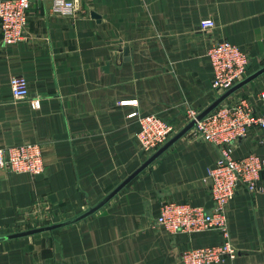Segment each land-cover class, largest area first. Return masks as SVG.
Listing matches in <instances>:
<instances>
[{
  "label": "crops",
  "instance_id": "0c3cea01",
  "mask_svg": "<svg viewBox=\"0 0 264 264\" xmlns=\"http://www.w3.org/2000/svg\"><path fill=\"white\" fill-rule=\"evenodd\" d=\"M73 15L33 1L23 38L0 43V147L40 144L38 175L0 167V264H182L187 248L222 241L216 230L155 227L162 202L212 209L206 169L218 147L188 130L96 211L154 151H141L138 114L174 124L220 94L211 85V43L228 40L249 55L246 75L264 65V0H74ZM213 18L208 29L200 22ZM22 75L28 98L9 80ZM243 76V77H244ZM264 73L223 103L246 98L260 109ZM264 160V129L250 128L234 154ZM39 216L37 217V214ZM234 257L215 264H264V164L257 190L243 185L228 203Z\"/></svg>",
  "mask_w": 264,
  "mask_h": 264
},
{
  "label": "built area",
  "instance_id": "2783aa9c",
  "mask_svg": "<svg viewBox=\"0 0 264 264\" xmlns=\"http://www.w3.org/2000/svg\"><path fill=\"white\" fill-rule=\"evenodd\" d=\"M36 0H0V43L14 44L23 38L27 23L28 10ZM51 9L61 15H73L76 7L74 0H52ZM213 18L200 22L202 29H208ZM207 57L212 68L211 85L222 93L246 74L249 55L240 46L228 40L211 43ZM14 98H28V81L22 75L12 76L9 80ZM260 109L257 110L246 99L221 103L203 118L196 120L190 129L196 137L218 147L219 155L214 164L207 167L205 179L209 184L213 201L212 209L192 205L188 202H162L155 227L167 232H197L216 230L222 236L217 244L187 248L180 254L182 264H215L237 253L229 232L227 207L240 185L249 191L257 190L264 160L255 151L244 155L234 154L236 141L247 137L253 126L264 129V88L258 91ZM199 112L187 111V120L194 119ZM136 116L140 130L137 133L138 145L143 152H152L168 140L176 131L174 124L162 119L155 113ZM32 175L45 170L42 149L37 142H23L0 147V167Z\"/></svg>",
  "mask_w": 264,
  "mask_h": 264
},
{
  "label": "water",
  "instance_id": "95a60500",
  "mask_svg": "<svg viewBox=\"0 0 264 264\" xmlns=\"http://www.w3.org/2000/svg\"><path fill=\"white\" fill-rule=\"evenodd\" d=\"M50 2L52 0H49ZM264 73V65L260 66L257 70L253 71L252 73L244 76L242 79L237 81L234 85H232L230 88L225 90L224 92L220 93L217 98L213 102H211L206 108H204L202 111H200L194 119H191L188 121V123L180 130H178L176 133H174L168 140H166L160 147H158L155 152H153L133 173H131L123 182H121L112 192H110L99 204L93 206L86 212H83L82 214L71 218L69 220L47 225V226H41L33 229H29L26 231L19 232L15 235L20 234H29L34 233L38 231H42L45 229H51L55 227H59L65 224H68L70 222H74L76 220H79L86 215L96 211L103 203H105L112 195H114L122 186H124L127 182H129L137 173H139L143 168H145L148 164H150L158 155H160L165 149H167L173 142H175L180 136H182L184 133H186L188 130H190L193 125L195 124L196 120H199L203 118L205 115H207L209 112H211L213 109H215L218 105H220L229 95H231L234 91L239 89L241 86L247 84L257 76Z\"/></svg>",
  "mask_w": 264,
  "mask_h": 264
},
{
  "label": "rangeland",
  "instance_id": "374dc122",
  "mask_svg": "<svg viewBox=\"0 0 264 264\" xmlns=\"http://www.w3.org/2000/svg\"><path fill=\"white\" fill-rule=\"evenodd\" d=\"M39 216V213L37 214V217ZM40 217V216H39Z\"/></svg>",
  "mask_w": 264,
  "mask_h": 264
}]
</instances>
